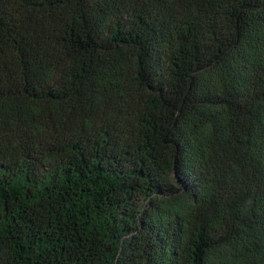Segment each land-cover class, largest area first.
<instances>
[{"label": "trees", "instance_id": "1", "mask_svg": "<svg viewBox=\"0 0 264 264\" xmlns=\"http://www.w3.org/2000/svg\"><path fill=\"white\" fill-rule=\"evenodd\" d=\"M0 264H264V0H0Z\"/></svg>", "mask_w": 264, "mask_h": 264}]
</instances>
